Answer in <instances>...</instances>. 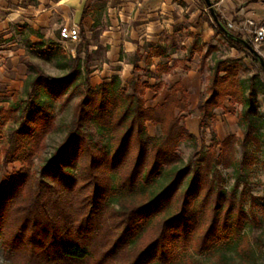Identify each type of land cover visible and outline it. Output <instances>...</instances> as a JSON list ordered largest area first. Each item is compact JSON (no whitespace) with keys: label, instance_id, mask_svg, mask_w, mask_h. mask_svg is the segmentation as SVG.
I'll return each instance as SVG.
<instances>
[{"label":"trees","instance_id":"16d2710c","mask_svg":"<svg viewBox=\"0 0 264 264\" xmlns=\"http://www.w3.org/2000/svg\"><path fill=\"white\" fill-rule=\"evenodd\" d=\"M218 19L215 28L246 48ZM25 49L65 74L52 77L28 64L27 98L15 93L0 113V231L7 250L28 264H208L195 257L219 258L230 242L241 246L243 212L234 215L237 203L233 192L225 196L219 170L231 166L234 148L213 139L179 166L180 144L196 142L184 123L188 99L181 89L163 105L147 107L146 83L126 89L114 77L92 87L90 57L82 59L81 48L75 58L56 44L25 40ZM211 70L200 129H210L214 110L231 97L244 107L245 142L258 140L252 94L244 97L245 84L226 63ZM77 94L68 133L36 178L32 161L56 128L55 101L63 105ZM8 122L15 127L5 135ZM147 123L160 127L158 137L148 135ZM16 162L23 169L3 185V170ZM222 258L211 264H228Z\"/></svg>","mask_w":264,"mask_h":264},{"label":"crops","instance_id":"0c3cea01","mask_svg":"<svg viewBox=\"0 0 264 264\" xmlns=\"http://www.w3.org/2000/svg\"><path fill=\"white\" fill-rule=\"evenodd\" d=\"M94 1L37 0V5H31L29 0H0V35L6 40L14 26L37 28L60 16L65 24L79 29L81 26L87 34L98 32L97 43L87 45L89 54H96L99 48L105 51L103 61L93 67V87L114 77L125 88L132 81L146 83L147 107L163 105L174 90L181 89L187 96L189 111L197 115L202 99L208 96L215 64L224 62L238 72L236 66L245 48H239L215 28L206 0H98L103 3L102 10L92 7L89 11V3ZM210 2L226 25L245 21L264 25V0ZM100 16L105 21L103 27ZM2 43L0 50L4 48ZM0 96L10 99L12 93ZM4 104L0 100L1 108ZM228 107L225 103L224 109ZM198 132L199 119L190 134Z\"/></svg>","mask_w":264,"mask_h":264},{"label":"rangeland","instance_id":"374dc122","mask_svg":"<svg viewBox=\"0 0 264 264\" xmlns=\"http://www.w3.org/2000/svg\"><path fill=\"white\" fill-rule=\"evenodd\" d=\"M29 3L37 5V0H29ZM89 4V11L92 7L99 9V11L102 10L103 3L98 0ZM86 11L88 13V10ZM100 22L103 27L105 21L101 16ZM66 25L62 17L56 16L55 19L52 18L51 21H46L44 25L37 28L29 25L14 26L7 34L8 38L6 40H4L5 35H0V43L3 42L2 47H4L0 50V93H12L10 99L0 96V100L5 103L2 108L0 107V113L8 110L15 93L19 92L23 99L27 98L24 90L26 80L30 75L28 64L38 65L46 74L52 77H61L65 74L64 71L56 67L55 62L44 61L29 53L25 49V40H29L32 43H43L47 47L52 44L59 45L73 58L76 57L77 50L81 48V58L84 59L87 53L90 57L92 73L93 67L103 61L104 49L99 48L96 54L93 52L89 54L87 47L89 44L97 43L98 32L87 34L80 26V41L77 43H63L60 40L59 33L60 29ZM25 27L31 28L32 32ZM235 34L238 35L237 33ZM240 36L252 45L246 36ZM252 46L257 55L245 48L236 67L238 69V80L245 84L244 97L247 99L252 94L251 104L254 109L255 134L258 136V140L253 141L251 138L248 142H245V127L242 120L244 107L241 102L232 100L231 97L226 98L224 102V104H228V109H224V107L218 108L222 111L220 110L213 114L214 121L210 129L205 131L200 129L201 114H193L189 109L182 113L185 126L189 132L193 128L196 130L199 119V132L193 135L196 138V142L187 140L180 144L177 150L180 158L179 166H184L203 144L210 146L213 139L219 144L229 142V151L231 148L235 150L231 166L229 168L220 166L219 170L223 178L222 186L225 196L228 197L231 192L234 194L237 203L234 207V215H239L240 210L243 212L240 218L243 226L237 233L238 237H240L241 246L237 247L230 242L225 248L218 251L219 258H213L214 253H205L195 257V260L208 264L212 262L220 263L219 261L222 257L228 264H264V69L261 65V60L264 61V43L259 46ZM244 58L246 59L245 61L243 60ZM250 82L252 93L249 92ZM78 100L79 96L77 94L63 105V102L55 101L56 128L46 138L45 148L38 151L32 161V171L36 178L41 177V166L49 162L54 150L66 137L73 121L74 108ZM14 127L15 123L8 122L3 128V133L8 135ZM146 130L150 137H158L160 135V127L152 123L146 124ZM1 146L2 144L0 143V149ZM220 149L221 145L218 147V150ZM22 169L23 166L19 162L9 165L2 172V184L7 185L14 174ZM4 244L5 240L0 231V264H28L27 258L17 252H10V250L5 248Z\"/></svg>","mask_w":264,"mask_h":264},{"label":"built area","instance_id":"2783aa9c","mask_svg":"<svg viewBox=\"0 0 264 264\" xmlns=\"http://www.w3.org/2000/svg\"><path fill=\"white\" fill-rule=\"evenodd\" d=\"M227 28L248 38L254 46L264 43V25H256L252 21H245L243 24L228 23ZM60 40L63 43H77L80 41V29L77 25H66L60 29Z\"/></svg>","mask_w":264,"mask_h":264},{"label":"water","instance_id":"95a60500","mask_svg":"<svg viewBox=\"0 0 264 264\" xmlns=\"http://www.w3.org/2000/svg\"><path fill=\"white\" fill-rule=\"evenodd\" d=\"M206 2H207V5L210 7V10H211V13H212V16H213L215 22L217 23V25L220 26L221 23H220L218 17L216 16V14H215V12H214V10H213V7H212V4H211L210 0H206ZM240 41L245 45V47H246L250 52H252L253 54L257 55V52L255 51V49L253 48L252 45H250L249 43H247L245 40H240ZM261 65H262V67H263V69H264V61H262V60H261Z\"/></svg>","mask_w":264,"mask_h":264}]
</instances>
